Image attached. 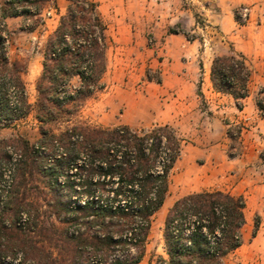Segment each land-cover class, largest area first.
I'll return each mask as SVG.
<instances>
[{"label": "trees", "instance_id": "16d2710c", "mask_svg": "<svg viewBox=\"0 0 264 264\" xmlns=\"http://www.w3.org/2000/svg\"><path fill=\"white\" fill-rule=\"evenodd\" d=\"M66 1L64 15L46 40L42 71L35 84L39 138L36 145L17 140L24 158L14 163L6 191L9 201L2 208L13 202L12 214L19 217L21 213L18 220L28 218L32 206L24 202L25 178H31L35 170L43 190L51 196L48 206L58 227H50L51 238L42 240L33 233L38 221L26 235L16 225L8 230L1 221L0 264H139L183 141L168 125L133 130L127 125L95 128L72 124L54 133L51 123L68 115L69 104L101 89L109 42L96 2ZM45 8L57 10L55 0H3L0 6V129L13 127L30 110L21 80L26 67L8 57L9 32L4 20L35 17L41 23ZM169 32L191 39L180 29ZM250 77V69L237 53L212 60L213 90L231 95L236 102L247 96ZM73 78L79 84L68 92L65 88ZM256 105L264 111L260 103ZM34 150L39 152L32 155ZM244 208L242 196L219 190L180 197L163 221L164 257L154 256L148 264H224L241 246ZM258 223L255 217L254 233ZM15 252H21L22 258Z\"/></svg>", "mask_w": 264, "mask_h": 264}, {"label": "crops", "instance_id": "0c3cea01", "mask_svg": "<svg viewBox=\"0 0 264 264\" xmlns=\"http://www.w3.org/2000/svg\"><path fill=\"white\" fill-rule=\"evenodd\" d=\"M93 1L107 27L110 45L107 54L114 50L128 54L132 57L130 62L143 69L139 75L131 72L128 75L131 82L142 79V92L132 104L138 113L137 120L154 122L150 126L175 127L181 136L189 139L188 159L180 163L181 167H186L181 177L188 175L187 161L202 158L201 167L207 172L204 175L218 183L215 190L205 191L219 190L242 196L245 201L241 241L243 228L250 224L254 226L255 217L259 223L253 241H263L264 232L261 237L259 231L264 219V159L261 158L264 112L255 105L254 94H250L260 81L258 77L252 79L251 73L247 96L236 102L231 95L213 90L210 70L214 57L232 53L241 55L247 66V43L250 46L256 44L251 40L256 36L250 23H237L235 13L249 4L252 7L249 21L257 17L263 19L264 0ZM2 3L0 0V6ZM55 3L57 10L51 9L50 16L42 19L43 29L49 28L50 22L55 30L60 16L66 11V0H55ZM198 18L202 21L201 26L197 24ZM20 19L21 16L4 20L9 34ZM169 29H181L191 39L183 33L172 34ZM35 34L36 30L29 31V40L35 39ZM18 51L23 53L21 49ZM7 52L10 61H15L10 56L9 45ZM42 61L43 55L39 59L36 56L37 75L42 71ZM147 71L157 74L159 82L148 80L145 77ZM24 75L26 72L21 75V80L26 87ZM125 124L130 125L129 122ZM7 129L10 128L0 129V132ZM233 130H236L234 137L231 136ZM232 142L237 146L233 147ZM139 264L148 263L143 258Z\"/></svg>", "mask_w": 264, "mask_h": 264}, {"label": "rangeland", "instance_id": "374dc122", "mask_svg": "<svg viewBox=\"0 0 264 264\" xmlns=\"http://www.w3.org/2000/svg\"><path fill=\"white\" fill-rule=\"evenodd\" d=\"M244 8L251 10L252 7L249 4H247V6L241 7L235 13V19L240 25L245 24L246 21L247 24L250 23L251 31H253L254 35L256 36L251 39L252 41L256 42V44L250 46L247 43V66L252 73V79L253 77H258L260 84H258L255 91L252 92L251 90L250 94H254V99L256 101L255 105L258 102L264 108V15L262 16L263 19L257 17L256 19L252 18L253 20L249 21L252 15L251 10L249 16L244 20L242 17V10ZM31 10L33 11L34 8L32 7ZM45 11L52 13L51 9H43L40 14L41 19L46 18V16H44ZM196 21L197 24L201 26L202 21L199 18ZM36 22L38 23L36 26H34ZM49 26V28L43 29L37 18L21 17L18 26L15 28L11 27L9 34L10 56L26 67V75H24L23 79L26 81L25 94L26 100L30 105V110L29 114L24 119L18 121L10 129L0 132V195L2 197L0 198V224L1 221H3L2 225L8 230L13 229V227L16 225L18 227L17 229H21V233L26 235L28 234V231L31 232L33 230V222L38 221L39 226L36 232H34V230L33 233L42 240L51 238L52 233L50 227H58V223L55 216L53 215V209L48 206L52 200L51 196L46 194V191L43 190L44 183L38 179L37 175L35 174V170H32L34 173L31 178H25V188L27 189L23 197L25 198L24 202H28L32 206V210L30 209L26 213L28 218L23 216L22 219L18 220L22 214L20 213L19 217L12 214L11 207L13 206V202L9 208L7 207L6 209L2 210L4 204L9 201V195L7 197L6 193V191H9V189H3L1 186L6 187L8 182L6 178L8 176L7 172H13L15 161H21L20 159L23 160L24 158L21 145H19L17 140L23 139L28 141L31 145H36L39 138V124L34 118V113L37 98L35 84L41 72L39 71L37 75V70H35V62L36 56H38L39 59V57L43 55L46 40L54 31L51 28L52 26L50 22ZM30 29L36 30L35 39L29 40L30 38L28 37V34ZM226 43L231 45L229 42ZM109 47L110 45L108 42V48ZM19 49L23 50L22 54L19 53ZM31 51H33V55L31 54ZM107 51L108 49L105 53V71L99 81L101 89L90 98H80L74 102V104H69V106L66 107V112H68V115L63 114L59 122L51 123L50 125L55 134L72 124L95 128H111L117 125H126L125 122H129V127L133 130L147 129L151 127L150 125L154 124V122L151 121L149 122L143 120L141 122L137 120V118H139L137 116L138 113L136 110H133L132 107L133 101L137 99L138 93L142 92V86L140 84L142 79L140 81L136 80L135 82H131V80H128V75L131 73L139 75L142 73L143 69H140L135 63L133 64L130 62L132 58L130 55H123L121 52H116L115 50L112 51L111 54H107ZM35 52H37V55H35ZM17 56L19 60H17ZM145 77L148 80L159 82V77L157 74L147 71L145 73ZM78 84V79L73 78L65 89L68 92H72L78 86ZM127 104H129V106ZM66 120L68 123H65ZM157 123L159 122H156V124ZM172 128L182 139L183 143L181 153L169 175L168 191L163 205L152 218L144 256V261L147 263L149 259L154 256L164 257L162 241L163 221L167 210L172 206V204L180 197L185 196L187 193L215 190L218 186V183L209 180L207 176L204 175V173L207 172L203 170V167H201L204 162L202 158L197 160L192 158L191 161H187L188 175L187 177H181V172L182 170H185L186 167H181L180 163L186 158L188 159L189 152H187V144H191V141L186 137L181 136L175 127ZM235 131L236 130L232 131L231 136L234 137ZM231 145L234 147V145L237 146V143L232 142ZM35 151L36 150H34V152H30L32 155H36ZM232 153H235V151H232ZM262 154L263 156L261 158L264 159V152ZM22 191L23 188L20 189V193L18 195L19 197H21ZM34 209L37 210V220H34ZM24 219L29 220L26 223H23ZM263 222L264 219L261 221L262 225L259 231L261 237H263L264 232ZM253 227L254 226L250 224L247 226V228H243L242 236H244L241 241V247L238 249V251L226 257L224 264H264V239L258 243L253 241ZM20 253L21 252H15V254H18V257L22 258V254Z\"/></svg>", "mask_w": 264, "mask_h": 264}, {"label": "built area", "instance_id": "2783aa9c", "mask_svg": "<svg viewBox=\"0 0 264 264\" xmlns=\"http://www.w3.org/2000/svg\"><path fill=\"white\" fill-rule=\"evenodd\" d=\"M250 12H251V10H249V9H246V8H244L243 10H242V17L244 18V20L246 19V17H248L249 16V14H250ZM50 12L49 11H45L44 12V16H46V17H49L50 16ZM8 174V176L6 177L7 178V184H6V187H4V186H1V188H3V189H9V187H10V183H11V172H7Z\"/></svg>", "mask_w": 264, "mask_h": 264}]
</instances>
